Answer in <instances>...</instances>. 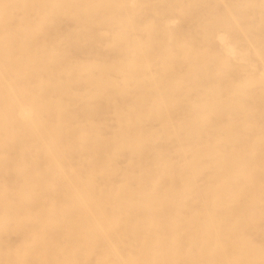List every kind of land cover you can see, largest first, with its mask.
I'll return each mask as SVG.
<instances>
[{
    "label": "rangeland",
    "instance_id": "obj_1",
    "mask_svg": "<svg viewBox=\"0 0 264 264\" xmlns=\"http://www.w3.org/2000/svg\"><path fill=\"white\" fill-rule=\"evenodd\" d=\"M0 264H264V0H0Z\"/></svg>",
    "mask_w": 264,
    "mask_h": 264
},
{
    "label": "bare ground",
    "instance_id": "obj_2",
    "mask_svg": "<svg viewBox=\"0 0 264 264\" xmlns=\"http://www.w3.org/2000/svg\"><path fill=\"white\" fill-rule=\"evenodd\" d=\"M219 38V37H218ZM232 50V49H231ZM116 196V195H115Z\"/></svg>",
    "mask_w": 264,
    "mask_h": 264
}]
</instances>
